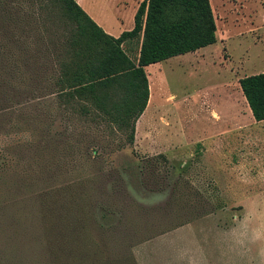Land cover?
<instances>
[{
    "label": "rangeland",
    "instance_id": "obj_1",
    "mask_svg": "<svg viewBox=\"0 0 264 264\" xmlns=\"http://www.w3.org/2000/svg\"><path fill=\"white\" fill-rule=\"evenodd\" d=\"M210 1L217 42L148 66L133 144L52 92L61 34L38 5L0 14V264L92 255V240L119 262L264 264V120L239 83L264 72V0Z\"/></svg>",
    "mask_w": 264,
    "mask_h": 264
},
{
    "label": "trees",
    "instance_id": "obj_2",
    "mask_svg": "<svg viewBox=\"0 0 264 264\" xmlns=\"http://www.w3.org/2000/svg\"><path fill=\"white\" fill-rule=\"evenodd\" d=\"M23 1L38 5L46 25L61 34L59 72L53 76L52 92L64 106H78L86 115L98 111L127 134L130 144L135 142L136 123L150 100L146 67L198 51L218 39L210 0H142L134 27L118 37L107 33L77 0H0V14L21 7ZM135 40L140 42V48L138 56L132 58L124 45ZM239 83L254 118L264 120V72L246 75ZM2 99L10 98L4 93ZM75 248L88 249L85 245ZM90 248L92 255L66 247L70 254L56 263L135 264L133 257L121 262L104 259L96 240L91 241Z\"/></svg>",
    "mask_w": 264,
    "mask_h": 264
},
{
    "label": "crops",
    "instance_id": "obj_3",
    "mask_svg": "<svg viewBox=\"0 0 264 264\" xmlns=\"http://www.w3.org/2000/svg\"><path fill=\"white\" fill-rule=\"evenodd\" d=\"M77 1L83 5L81 6L89 13V15L100 26L103 27V29L107 33L115 37H118L121 35L123 31L130 30L134 27L135 14L142 0H102V4H103L102 9L105 11L103 14L94 11L91 5L88 3V1L86 0H77ZM147 68L149 67L147 66L146 69ZM149 79H150L149 81L150 100L147 109L145 110L143 115H145L146 111L149 109L151 104V99L153 97L152 95L153 85L151 82V78ZM143 115L140 117V119L143 117Z\"/></svg>",
    "mask_w": 264,
    "mask_h": 264
},
{
    "label": "clouds",
    "instance_id": "obj_4",
    "mask_svg": "<svg viewBox=\"0 0 264 264\" xmlns=\"http://www.w3.org/2000/svg\"><path fill=\"white\" fill-rule=\"evenodd\" d=\"M261 237H264V224L257 229V239H260Z\"/></svg>",
    "mask_w": 264,
    "mask_h": 264
}]
</instances>
